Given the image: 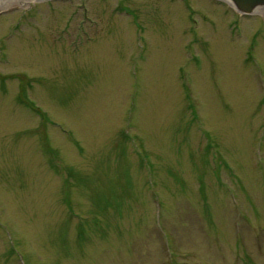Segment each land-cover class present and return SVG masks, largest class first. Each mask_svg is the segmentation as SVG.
Instances as JSON below:
<instances>
[{
    "label": "rangeland",
    "instance_id": "1",
    "mask_svg": "<svg viewBox=\"0 0 264 264\" xmlns=\"http://www.w3.org/2000/svg\"><path fill=\"white\" fill-rule=\"evenodd\" d=\"M0 264H264V13L2 10Z\"/></svg>",
    "mask_w": 264,
    "mask_h": 264
},
{
    "label": "water",
    "instance_id": "2",
    "mask_svg": "<svg viewBox=\"0 0 264 264\" xmlns=\"http://www.w3.org/2000/svg\"><path fill=\"white\" fill-rule=\"evenodd\" d=\"M10 0H0V6L6 4ZM42 1V0H37ZM229 5L236 9L238 13L244 15H250L260 13V10H264V0H224Z\"/></svg>",
    "mask_w": 264,
    "mask_h": 264
},
{
    "label": "bare ground",
    "instance_id": "3",
    "mask_svg": "<svg viewBox=\"0 0 264 264\" xmlns=\"http://www.w3.org/2000/svg\"><path fill=\"white\" fill-rule=\"evenodd\" d=\"M29 2H31V0H10L6 3V5L2 4L0 6V9L2 10L3 8H7V7H10L12 5H15V4H20V5H24V4H28ZM260 12H263L264 13V10H260Z\"/></svg>",
    "mask_w": 264,
    "mask_h": 264
}]
</instances>
